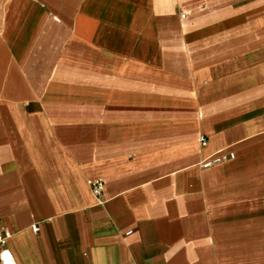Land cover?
<instances>
[{"label":"crops","instance_id":"crops-1","mask_svg":"<svg viewBox=\"0 0 264 264\" xmlns=\"http://www.w3.org/2000/svg\"><path fill=\"white\" fill-rule=\"evenodd\" d=\"M0 223L17 264H264V0H0Z\"/></svg>","mask_w":264,"mask_h":264},{"label":"built area","instance_id":"built-area-1","mask_svg":"<svg viewBox=\"0 0 264 264\" xmlns=\"http://www.w3.org/2000/svg\"><path fill=\"white\" fill-rule=\"evenodd\" d=\"M182 18L186 17L185 13H182ZM202 146L206 145V140L202 139ZM236 158L235 153L228 151H219L215 155L205 159L201 163L203 169H212L223 165L224 163L234 160ZM91 192L93 196L98 200L100 204L105 203L103 193H104V183L101 180L90 181L89 182ZM35 232H38V228H34ZM129 232L128 234H131ZM14 233L4 225L0 223V264H17L15 258L8 248V241L13 237ZM134 264V263H129Z\"/></svg>","mask_w":264,"mask_h":264}]
</instances>
